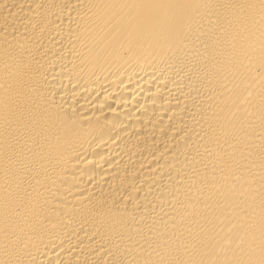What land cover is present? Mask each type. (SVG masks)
<instances>
[{
	"label": "bare ground",
	"instance_id": "bare-ground-1",
	"mask_svg": "<svg viewBox=\"0 0 264 264\" xmlns=\"http://www.w3.org/2000/svg\"><path fill=\"white\" fill-rule=\"evenodd\" d=\"M0 264H264V0H0Z\"/></svg>",
	"mask_w": 264,
	"mask_h": 264
}]
</instances>
